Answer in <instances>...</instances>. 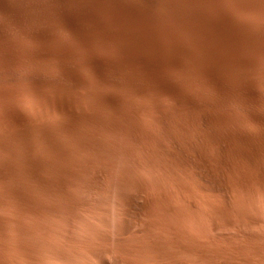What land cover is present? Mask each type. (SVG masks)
I'll list each match as a JSON object with an SVG mask.
<instances>
[{
  "label": "rangeland",
  "instance_id": "1",
  "mask_svg": "<svg viewBox=\"0 0 264 264\" xmlns=\"http://www.w3.org/2000/svg\"><path fill=\"white\" fill-rule=\"evenodd\" d=\"M122 1L133 9L132 15L112 10L106 0H4L10 10L22 13L32 22L26 23L17 17L6 18L0 13V120H6L8 111L3 110H8L14 96L20 94L31 97L41 90L50 95L53 90L63 89L60 90L62 93L57 92L65 99L79 97L77 85L68 73L74 66L96 81L99 75L102 78V71L109 77V80L99 77L103 87L112 88L111 81H125L121 74L118 76L105 66L97 68L100 57L119 66L123 63L124 66L120 67H125L131 80L132 71L135 72L139 65L135 56L143 53L172 70L190 62L196 63L194 65L198 69L201 67L200 70L211 72L213 69L209 68L212 65L208 60L213 63L217 57L223 70L233 65L248 74L264 75V0ZM193 1L204 6L216 5L221 14V25H218L214 13L203 10ZM228 5L233 7V17ZM17 30L34 38L31 43L19 39L27 54L12 48L18 37ZM233 48L235 52L237 48L242 50H238L237 55L233 54ZM244 54L252 60L255 57L256 64L254 61L250 63ZM128 55L134 59L128 61ZM201 61L208 62V65L204 67ZM139 68L137 73L151 70L144 64ZM160 75L161 80L167 82V76ZM131 80V83L136 81ZM106 81L108 85H105ZM47 83L56 85L49 86V89ZM210 85L201 88L198 94L187 92L182 98L172 93L162 94L160 106L155 105L152 97L150 104L143 105L145 114L138 116L139 128L119 126L112 114L106 116L105 125L86 121V126L99 129L107 146L94 150L72 149L74 157L88 158L91 165L71 169L75 177L66 179L65 201L37 187L29 189L24 185L19 198L10 191V184L6 188L2 186L3 189L0 187V201L5 202L4 206L0 204V264H264V169L257 168V160L252 164L257 171L242 159L232 157L230 160L223 130L218 126L221 133L216 123L212 126L213 119L230 114L242 122L263 150L264 88L260 91L263 101L255 102L241 94L230 96L225 92L220 95L215 86ZM36 86L39 90L35 89ZM33 88L36 92L31 90ZM69 91L76 93L71 96ZM11 92L18 95L13 96ZM190 105L194 108L189 111ZM205 105L210 107V118L202 108ZM27 114L23 112L21 116L25 120L29 117L28 129L42 139L43 123ZM59 116L64 120L67 115L60 113ZM1 123L4 127L7 125V121ZM11 123L13 131L22 132L19 123ZM114 127L118 130L114 131ZM211 127L213 130L217 128V139L221 141L217 143H222L221 147L215 145L226 149H223L225 157L229 156L225 160L228 164L231 162L230 165H226L227 161L224 163L222 167L229 169L222 168L221 173L226 172L224 175L228 180L235 179L230 182L233 188L225 192L212 190L201 182H198L201 187L198 190L197 182L188 177L194 167L200 166L198 158L181 141L182 135L190 137L195 148L209 153L214 145L208 143L210 147L203 143L206 141L204 132ZM129 131H132V138L127 135ZM263 155L264 151L260 153L264 160ZM199 171L203 174L206 169L200 167ZM236 181L239 182L234 188ZM131 182L136 185L131 187ZM124 193H132L137 199L147 201L146 208L127 211L122 201ZM217 206L224 219L212 218L211 210Z\"/></svg>",
  "mask_w": 264,
  "mask_h": 264
},
{
  "label": "bare ground",
  "instance_id": "2",
  "mask_svg": "<svg viewBox=\"0 0 264 264\" xmlns=\"http://www.w3.org/2000/svg\"><path fill=\"white\" fill-rule=\"evenodd\" d=\"M106 1L109 2V5H110L112 10L119 11L120 14L122 13V14H125L128 16L132 15L131 12L133 9L128 4H126L124 1H122V0H106ZM193 2L196 3L197 6H199L200 8H203V10H205L207 12L214 13V16L216 18V21L218 22V25L219 26L221 25L220 24L221 14H220V11L216 5L211 4L209 6H204L198 1L197 2L193 1ZM0 3H2V5L0 6V13L4 17H6V18L17 17V18H19L20 21H24L26 23L32 22V21H30V18H28L26 16L24 17L22 13L13 12L12 10H10L8 8V6H6V4L4 3V0ZM228 6L231 9V17H233L234 16L233 7L231 5H228ZM11 22H12V20H11ZM220 32H222L221 27H220ZM0 34H2V31H0ZM27 34L26 33L24 34V32L17 30V36H18L17 38L18 39L17 38L14 39V42L12 43L13 44L12 48H14L15 51H17L19 53H26L27 52V50H25L22 47L21 41L19 42V39L23 38V39H27L31 43L34 38L30 35H27ZM78 38H80V37H78ZM98 42L99 41H97V43ZM119 43H120V41H119ZM152 43H154V42L152 41ZM148 46H149V48L152 47L149 43H148ZM110 47L112 48V45ZM238 48L236 49L237 52H235V49L233 48L234 49L233 54L237 53V55H238V50L240 52V49H241V48L240 49H238ZM184 49H186V46ZM187 49H189V48H187ZM233 49H231V50H233ZM89 52H91V51H89ZM187 52H189V51H186V53ZM13 53H15V52H13ZM242 53L246 54L247 52L242 51ZM247 54H249V53H247ZM123 55H124V53H123ZM252 55H251V57H252ZM85 56H87V55H85ZM241 56H243V55H241ZM247 56H248V59H250L249 55H247ZM129 58L131 60L134 59V57H131L130 55H128V61L130 60ZM135 59H136L137 63H139V65L137 64L138 69H140L139 68L140 65L143 66V64H144V65L151 67V70L148 72L143 71L141 73L136 72L138 69L135 72L132 71V73H133L132 76H133L134 80H136V81H134L135 83H131L130 82L131 79L129 78V75H128L129 73L128 74L126 73L125 67L124 68L120 67L121 65H123V63L119 66V64L116 65V64L110 63V62L104 60L102 57L99 58V62L98 63L96 62L97 68L99 66H105L111 72L112 71L115 72L116 74H118V76H120L119 74H121L125 78V81H123L124 80L123 79L122 83L118 82V81L113 82L110 80L111 81L110 83L112 84V88H108L107 86L103 87L104 84H103V86L101 85L102 83L99 82V80L101 78L100 75L98 76L99 80L96 81V79H94V78H93V80H91L92 78L91 79L88 78L86 75L83 74V72H81L79 70V68L78 69L74 68L75 66L72 67L73 69H69V70H71V72L68 71V73L70 74L71 78L74 79V82L77 85V90L79 92L78 93L79 97H77L75 99L74 98L72 99L69 96H68L69 99H65L64 95L63 96L60 95L59 93L63 89H60L61 91L58 89L60 92H57L58 90L55 91L51 88L53 90V93L50 94V92H49L48 94H50V95H45L47 92L39 90L37 86H36L37 88H35V89H38L40 91V93H38V92L35 93L36 96L33 95L31 97H28V96H24V95L21 96V94H20V96H14L16 93L13 94L11 92L10 94H13V96H14L12 104H11V106H9L10 104L8 106L6 105L7 107H9V109L7 108L8 110H3V112L8 111L7 112L8 115L6 114L7 117L4 118L6 120L1 119L3 122L7 121V123H5L7 125L4 124L5 125V127H4L2 125L3 123H1L2 121L0 120V123H1V125H0L1 126L0 127V185L1 186L0 187L2 188V186H4V188H6V185L10 184V187H9L10 191L14 195H16L18 198L21 197V194L23 193L22 187H24V185H25L29 189L37 187V189L40 188V189L44 190L47 194H55V195H58V197H60L62 200L66 199L67 198L66 193H65L66 179L75 177V174L72 172L71 169L72 168H80V167L84 169V168L91 165L88 158L87 159L86 158L77 159L76 157H74L71 153L72 149H74V148L86 149L87 148V149H93L94 150L97 148L107 146V141L101 135V133L99 132V129L91 128V127H89L90 125L86 126L85 123H87L89 120L91 123H92V121H94L97 125L98 124L99 125H101V124L105 125L106 116L108 114L109 115L112 114L115 116L114 119L117 120V123L119 126L123 127L124 125H131L132 127L134 126V127L139 128L140 126L138 123V116L141 114H143V115L145 114V111L143 109V107H144L143 105L150 104L151 101H153L152 97L155 98L154 99L155 105L160 106L161 100L159 98H160V95H162V94L172 93V94L177 95L179 98H182V97H184V95L187 92H193L195 94H198L199 90L202 91L201 88H204V87L206 88V87H208L207 86L208 84H212L210 86L214 85L215 89L218 90L220 95H221V93L223 95V93L229 92L230 96H233L235 94H241V95L246 96L255 102H259L262 100V98L260 99V97H261L260 91H261V88H264V75L258 74L256 72H252V73L248 74L247 72L242 71L233 65H231L230 67L223 70L221 63L217 57H216V59L214 58L215 60L213 63L210 59L208 60V61H210V65H212L209 68L213 69V71H211V72H209L210 71L209 69H208L209 70L208 72L205 69L200 70L201 67H199L200 69H198V68H196V65H194L196 63L193 64L190 62H187V63L184 62L183 64H181L180 69L178 67H175L178 69L172 70V69H169L167 67L168 65L164 64L163 62H154V60H153L154 58L152 59V56H150L147 53H143L141 56H135ZM177 59H180V58H177ZM253 59L255 60V57H253ZM200 60H203V59H200ZM254 60H252V58H251L250 63H252V61H254ZM128 61L126 60L125 62L128 63ZM136 61H135V65H136ZM185 61H187V60H185ZM256 61H254V63ZM48 62L51 64V61H48ZM167 62H169V61H167ZM205 62H207V61H205ZM207 63L202 62V64H205L204 67L208 65ZM128 65H129V63H128ZM130 65H131V63H130ZM170 65H172V64H170ZM176 66H177V64H176ZM129 71H130V68H129ZM129 71H127V72H129ZM221 71H222V73H219ZM66 72H67V70H66ZM100 73L102 75L103 80L104 79L109 80V77L104 75L102 73V71ZM161 73L164 74V76L165 75L167 76L166 77L167 82H166V80L165 81L161 80V77H162L160 75ZM113 75H115V74H113ZM159 75L161 77H159ZM180 75L184 76V78L181 79L179 77ZM133 78H132V80H133ZM103 82H105V81H103ZM106 82L107 83H105V85L106 84L108 85L109 82L108 81H106ZM45 85L50 89V87H53L56 84L47 83ZM57 86H59V85L57 84ZM41 88H43V87H41ZM73 89L74 88H72V90ZM31 90L35 91L34 88ZM31 90H29L30 95H31ZM42 90H44V88ZM66 90H65V92H67ZM123 90H124V92H122ZM20 91H19V93H20ZM25 91H27V93H28V90H25ZM33 91H32V93L34 94ZM48 91H50V90H48ZM65 92L63 91V93H65ZM71 92L69 91V95L71 94ZM27 93H25V94H27ZM74 93H76V92H73L72 94H74ZM72 94H71V96H72ZM16 95H18V94H16ZM151 98H152V100H151ZM188 108H191V109H189V111H190V110H193L194 106L190 105ZM202 108H204L206 115H208L210 118L211 116H210L209 105H205ZM3 112H2V115H3V117H5L4 116L5 113L3 114ZM23 112L29 113L27 115H29L31 119H33V120L37 119L43 123V126L45 129L42 127V125H39V126H41V129L43 128L42 131H44V136L42 139H40L38 137V135H36L37 133L35 134L28 129L27 123L29 121L28 120L29 117L27 118V120H25L24 117L21 116V113H23ZM60 113H63V115H67L65 117H67L68 119H66L64 117L63 118L64 120H62L61 117L59 116ZM11 122L19 123L21 126V129H22V132L16 133L15 131H13L10 127L12 124ZM213 122H214V124H212V126L215 125V123H216L215 126L217 128L220 127L224 132V135H223L224 139L223 140L227 141V143L225 142L226 144H228V148H227L226 153H228L231 156L230 157L227 154L229 156L230 160L232 157H234L232 159H235V158L242 159L248 165H250V167L252 166V164L254 165L253 161L257 160V162H258L257 168L264 169V160L260 157V153L262 152V154H263L264 149L263 150L260 149V147L258 146L254 137L249 132H247V130L244 128L241 121L236 120L235 118H233V116H231L229 114L225 118L213 119ZM71 123H72V125H70ZM210 123H212V122H210ZM215 126H214V128H215ZM260 127L261 126H259V128ZM217 128L215 130H213L211 127L210 130H207L204 132V136H205L206 141L203 144L206 145V144L210 143V145H212V144L214 145V148L213 147L210 148L213 151V153L211 152V150L210 151L208 150L209 149L208 147L210 145L208 144L209 146L208 147L206 146L208 148L207 150L209 151V153H212L211 155H209L208 152L206 153L205 150H200V149L195 148L193 143L192 144L190 143V140L192 141V139L190 137L187 138V136L185 134L182 135L181 141L184 143L187 150L190 151L192 154H194V156H196V158H198L199 166L204 167L206 169V172L204 171V173L201 174L200 173L201 170L199 171L200 167H198V166L194 167L193 170L190 169V170H192V173L189 172L190 170L188 171L191 174V175L188 174V177L190 176L189 177L190 179H193V181L195 180L197 182V185L199 184L198 182H201L202 184H207L212 190L225 192L228 189L233 188V185L232 184L230 185V182L235 180V179L231 178L232 180H230V179L228 180L227 176H226L227 179L225 178L226 174L224 175V173H226V172H223V174L221 173L222 168H224V170L227 169V171L229 169L228 167H222V166H225L224 163L227 161V160H225V158H228V156L225 157V154H226V153H224V150H226L225 148H221L222 149L221 150L219 147L216 146V145L220 146L222 144L221 143L219 145V143H217V141L218 142L220 141L217 139L218 138ZM220 128H219V130L221 131ZM113 130L117 131L118 129L116 127H114ZM263 130L261 129V131H263ZM131 132L130 131L127 132V135L132 138L133 135ZM223 132L221 131V133H223ZM117 133H119V132H117ZM122 135H124V134H122ZM86 137H88V139H86ZM203 141H204V138H203ZM262 145L264 148V144H262ZM195 146H197V145H195ZM201 146H203V145H201ZM182 150H183V148H182ZM75 151H76V149H75ZM116 151H118V150H116ZM263 157H264V155H263ZM230 163L228 164V161H227L226 165H230ZM194 164H197V163H194ZM176 165H178V164H176ZM253 167H255V166H252V168ZM83 169H82V171H83ZM186 169H188V168H186ZM236 169H235V172L236 173L238 172V175H239L240 172L236 171ZM255 170L257 171L256 168L255 169L253 168V171H255ZM235 172H233V173L236 174ZM242 172H244V171H242ZM260 172H262V171H260ZM260 172H259V174H260ZM229 174H230V171L228 173V176H229ZM243 175L245 176V174H243ZM247 178H245V179H247ZM251 178H252V176H251ZM258 179L259 178H257V180ZM227 180L229 181V184H228ZM254 180H256V179H254ZM238 182L236 181V185L234 183V185H235L234 188H236ZM82 183H83V181H82ZM256 183H257V181H256ZM129 185H131V187H132V185H136V183L131 182ZM177 185H178V183H177ZM197 185H196V187L198 188L199 185L198 186ZM87 187H89V186L86 185V188ZM135 188H137V187L135 186ZM181 188H184V187H181ZM198 190H201V187H199ZM131 192L133 193L134 191H131ZM162 193H163V191H162ZM131 194L130 193H124L123 194V200L122 201H124V205L126 207V210L127 211L128 210H132V211L134 210L136 212H137V210H140V211L144 210L147 206V203H146L147 201L143 202V201H141V199H137L135 197L136 195L134 196ZM82 195H84V194H82ZM84 197L86 198L87 196H84ZM24 200H23V202H24ZM63 201H65V200H63ZM43 203H45V202H43ZM73 203H75V202H73ZM0 204L4 206L5 202L0 201ZM46 206H49V205H46ZM209 206L211 207V205H209ZM37 207H38V204H37ZM43 207H44V205H43ZM215 207H213L211 210L213 212L212 218L214 219V218L218 217L220 219H224L223 217H221L220 211H218V209H219L218 206H217V209ZM222 210H223V208H222ZM61 211H63V209ZM68 212H70V211H68ZM239 212H240V210H239ZM200 213H202V211ZM209 214H211V213H209ZM196 216L199 217L198 215H196ZM207 220H210V219H207ZM239 221H241V220H239ZM125 225H126V223H124V226ZM247 226H249V225H247ZM257 243H258V241H257ZM261 245H259V247ZM263 247H261V248H263ZM260 251H261V249H260ZM254 252H255V250H254ZM256 253L258 254L257 251H256ZM98 256H100V255H98ZM88 257H90V256H88ZM103 257H104V255H103ZM196 259H198V258H196ZM261 261H263V260H261ZM211 263H213V262H211ZM173 264H177V263L173 262Z\"/></svg>",
  "mask_w": 264,
  "mask_h": 264
}]
</instances>
